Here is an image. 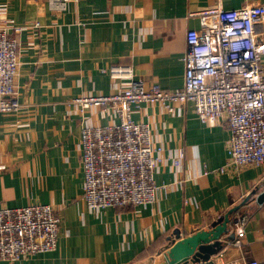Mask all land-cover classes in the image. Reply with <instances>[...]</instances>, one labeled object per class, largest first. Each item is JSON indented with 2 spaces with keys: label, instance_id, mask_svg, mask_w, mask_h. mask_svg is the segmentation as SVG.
Segmentation results:
<instances>
[{
  "label": "crops",
  "instance_id": "crops-1",
  "mask_svg": "<svg viewBox=\"0 0 264 264\" xmlns=\"http://www.w3.org/2000/svg\"><path fill=\"white\" fill-rule=\"evenodd\" d=\"M48 1L0 0V25L9 26L20 45L15 83L22 103L14 114L0 113V205L50 203L63 222L54 250L0 264H137L158 256L163 262L173 229L183 235L206 229L255 187L264 189L262 166L217 172L228 156L226 121L202 123L191 102L172 112L146 103L133 116L148 122L153 140L163 146L164 159L154 172L156 200L91 211L81 198V128L113 125L118 116L100 106L82 115L68 104L74 95L127 86L128 79L111 73L114 66L128 65L135 78L164 90L182 87L186 32L200 27V12L218 4L264 8V0H67L63 10ZM255 30L264 38V11ZM180 149L181 163L174 165ZM245 212L240 244L234 234L208 260L189 264L264 262V201L250 196L231 214L232 231L236 216Z\"/></svg>",
  "mask_w": 264,
  "mask_h": 264
},
{
  "label": "built area",
  "instance_id": "built-area-1",
  "mask_svg": "<svg viewBox=\"0 0 264 264\" xmlns=\"http://www.w3.org/2000/svg\"><path fill=\"white\" fill-rule=\"evenodd\" d=\"M67 0H49L63 10ZM261 4L224 8L213 5L200 12L201 25L186 32L183 85L164 90L155 82L135 78L132 67L114 66L111 73L129 84L114 93L78 94L68 100L80 114L91 106L112 108L113 125L82 126L79 138L83 171L82 200L91 211L106 207H137L157 198L154 172L164 159L163 146L152 138V128L133 111L143 104H159L172 112L191 102L196 117L216 126L226 121L231 133L228 156L217 172L238 174L245 166L264 167V38L255 25ZM35 26H40L36 22ZM20 27H15L19 31ZM19 42L10 27L0 25V113L11 115L22 107L15 79L19 73ZM180 149L171 161L181 163ZM247 212L234 220V242L240 244ZM63 216L50 203L0 205V259L20 260L52 251ZM240 264H264L248 259Z\"/></svg>",
  "mask_w": 264,
  "mask_h": 264
},
{
  "label": "water",
  "instance_id": "water-1",
  "mask_svg": "<svg viewBox=\"0 0 264 264\" xmlns=\"http://www.w3.org/2000/svg\"><path fill=\"white\" fill-rule=\"evenodd\" d=\"M255 194L257 201H264V189L259 191V187H255L239 204L217 217L206 229H195L188 235H183L178 228L173 229L167 237L169 243L173 244L167 246L168 250L163 255L164 261L159 264H189V262L208 260L215 255L222 249L225 239L234 237V231L231 230L233 219L231 214ZM152 261L153 257H149L143 262L152 264Z\"/></svg>",
  "mask_w": 264,
  "mask_h": 264
},
{
  "label": "rangeland",
  "instance_id": "rangeland-1",
  "mask_svg": "<svg viewBox=\"0 0 264 264\" xmlns=\"http://www.w3.org/2000/svg\"><path fill=\"white\" fill-rule=\"evenodd\" d=\"M161 258H162V256H158V257H156V260H154V257H153L152 264H159V263H160L159 260H160ZM163 261H164V259H163ZM139 264H144V262H143V261H140Z\"/></svg>",
  "mask_w": 264,
  "mask_h": 264
}]
</instances>
